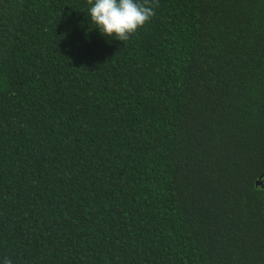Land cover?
I'll return each mask as SVG.
<instances>
[{
	"label": "trees",
	"instance_id": "1",
	"mask_svg": "<svg viewBox=\"0 0 264 264\" xmlns=\"http://www.w3.org/2000/svg\"><path fill=\"white\" fill-rule=\"evenodd\" d=\"M149 4L1 0L0 264H264V0Z\"/></svg>",
	"mask_w": 264,
	"mask_h": 264
},
{
	"label": "clouds",
	"instance_id": "2",
	"mask_svg": "<svg viewBox=\"0 0 264 264\" xmlns=\"http://www.w3.org/2000/svg\"><path fill=\"white\" fill-rule=\"evenodd\" d=\"M88 15L101 34L127 42L155 15L149 0H87ZM3 264H12L8 258Z\"/></svg>",
	"mask_w": 264,
	"mask_h": 264
},
{
	"label": "water",
	"instance_id": "3",
	"mask_svg": "<svg viewBox=\"0 0 264 264\" xmlns=\"http://www.w3.org/2000/svg\"><path fill=\"white\" fill-rule=\"evenodd\" d=\"M0 3H1V0H0Z\"/></svg>",
	"mask_w": 264,
	"mask_h": 264
}]
</instances>
